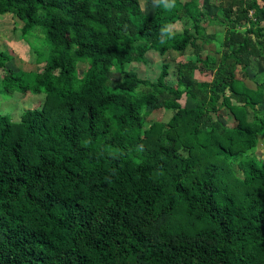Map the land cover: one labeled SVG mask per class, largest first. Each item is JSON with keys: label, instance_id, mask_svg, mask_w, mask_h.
<instances>
[{"label": "trees", "instance_id": "1", "mask_svg": "<svg viewBox=\"0 0 264 264\" xmlns=\"http://www.w3.org/2000/svg\"><path fill=\"white\" fill-rule=\"evenodd\" d=\"M195 1L154 0L147 15L138 0H0L43 64L13 73L0 53L1 97L43 94L16 122L0 115V264H264V164L248 155L264 136V82L243 81L264 64V5L220 6L217 42ZM196 41L219 50L201 58ZM186 49L153 81L126 70ZM157 109L169 119L146 122Z\"/></svg>", "mask_w": 264, "mask_h": 264}, {"label": "rangeland", "instance_id": "2", "mask_svg": "<svg viewBox=\"0 0 264 264\" xmlns=\"http://www.w3.org/2000/svg\"><path fill=\"white\" fill-rule=\"evenodd\" d=\"M94 1V0H92ZM225 1V5L227 4L228 1L226 0H219L218 3ZM139 2V6L142 10V12L144 14L148 13L147 9H150L151 6L154 3V0H138ZM205 0H203L202 2L199 3L200 6H198L199 9H206L204 7L205 5ZM208 4V3H207ZM211 4V3H210ZM209 6V4H208ZM209 17L210 19L207 20H203L202 21V26L204 27L206 33L208 34H213L215 37V41H221V38L223 36L224 33V24H218L219 23V18L216 17L215 19V13L217 11L216 7L213 6H209ZM20 23L14 18L12 17L10 14H5L3 16H0V39H2V35L9 39V38H17L19 35V32L17 29H19ZM187 27H190L189 25H186ZM260 26H264V22L261 21L260 22ZM183 25L180 22H176L174 24H172L169 29L175 32H179L182 29ZM37 38H32L30 39V41H32L33 45L42 53L47 52V44L43 39L42 35L39 34H35ZM23 42V41H22ZM24 43V42H23ZM214 43V44H213ZM204 46V45H203ZM219 50L217 43L216 42H212L209 45H205L204 46V53H201L200 55H204L205 53H214L215 51ZM15 50H12V54L10 53V60H9V65L10 67H12L13 69L16 70H27V68H29L28 66L22 67L21 64L19 62H17V55L15 53ZM28 52V58L27 61L32 63L35 60V54H33L32 52H30L29 49H27ZM185 55H189L191 54V50L190 49H186L184 52ZM183 54V55H184ZM12 59V60H11ZM180 60V56H178L177 54H175L174 52H169L167 56H164L161 58V60L163 61V63H173L176 60ZM159 63H160V59L156 58L153 55H149L148 56V63L145 64H137L135 66L136 69V73L139 74L141 77L146 78V80L149 81V79H154L158 73L159 70ZM173 64H170L171 66ZM132 65V64H131ZM6 67V66H5ZM85 69V65L78 63L76 65V73L77 75H80L81 72ZM31 70V69H30ZM171 71V70H170ZM112 71H110L111 73ZM108 74V83L110 86H112L114 84V82L117 80L116 76L111 74ZM246 74V78H248L249 80L252 79L251 82H255V83H262L264 82V64L259 61V60H253L251 61V64L249 65V67L247 68V70L245 71ZM0 76H2V72L0 70ZM251 78H250V77ZM194 77H198L196 74L194 75ZM204 79H209L210 77L207 76V74H205ZM236 77L239 78H243V76L240 73L236 72ZM201 79V77L199 78ZM169 82H171V79L169 80ZM247 83H249L247 81ZM254 84V83H253ZM252 86V84L250 85ZM14 95V94H13ZM11 96L9 98H4L0 96V115H8L10 120L13 122L18 121L19 116L21 114L22 111L24 110H31V109H35L38 108L40 106V103L43 100V94H26L25 96L22 94L20 95L18 93V95L15 96ZM181 105H183V99H181ZM164 111V110H163ZM155 112H153L154 114ZM170 115V112H169ZM168 118V113H162L160 110L156 111L155 116L153 118L147 117V119H151L154 121H164ZM150 121V120H148ZM248 155H252L256 161L260 162V164H264V138L262 140H259L257 143V146L255 147V149L253 150V152L249 153Z\"/></svg>", "mask_w": 264, "mask_h": 264}, {"label": "crops", "instance_id": "3", "mask_svg": "<svg viewBox=\"0 0 264 264\" xmlns=\"http://www.w3.org/2000/svg\"><path fill=\"white\" fill-rule=\"evenodd\" d=\"M181 1H183V0H181ZM203 0H196L195 1V5L198 7V6H200L199 5V3L200 2H202ZM226 1H229V0H226ZM205 5H204V7L206 8V9H200L201 11H204L205 13H209L210 11H209V6H211V7H213V6H215L216 7V9L218 10V8L220 7V6H225V1H223V2H220V3H218L219 2V0H205ZM209 4V6H208V4ZM211 3V4H210ZM259 5H264V2H262V1H260L259 0ZM148 11V13H146L147 15L148 14H150L151 13V8L150 9H147ZM209 15V14H208ZM0 16H3V15H0ZM210 16V15H209ZM206 32V31H205ZM2 37V39H0V53H2L3 55H5L6 57H8V59L10 60V58H11V56H10V53L12 52V50H15L16 49V51H15V53H16V55H17V57H16V59H17V62H19L20 64H21V66L22 67H24V65L25 66H28L29 68H27V70H16V69H13L12 67H10V63H9V60L5 63V68H7V69H9L10 71H12L13 73H18V72H21V71H23V72H29V71H31V72H40L41 71V69L43 68V64L42 63H40V64H35L34 63V61L32 62V63H30V62H28L27 61V58H28V52H27V49H28V47L20 40V38H19V35H18V37L17 38H14V39H12V38H9V39H7V38H5L3 35L1 36ZM196 44H198L199 45V47H200V50H201V52H200V54L201 53H204V46H200V43H199V41H196L195 42ZM214 44V43H213ZM169 52H174L175 54H177L178 56H180V60H176L175 62H174V64L175 63H183V62H185V61H187V60H189V59H191L193 56H191V54H189V55H185L184 54V52L183 53H181V54H179V53H177V52H175V51H167L163 56H159L158 54H156L155 52H152V51H148V52H146L145 53V55H144V57H145V59H146V63H148V56L149 55H153V56H155L156 58H158V59H160V63H159V66H160V64L161 63H163V61L161 60V58L162 57H164V56H167L168 55V53ZM12 54V53H11ZM184 54V55H183ZM205 54H208V52L207 53H205ZM204 54V55H205ZM203 55V56H204ZM203 56L202 55H200V57L201 58H203ZM217 59L220 57L219 55H216L215 56ZM12 60V59H11ZM132 64V65H131ZM131 64H128L127 66H126V70L127 71H129V72H131V73H134L137 77H139V78H142V79H146V78H143V77H141L139 74H137L136 73V70H134V69H136L135 68V66L137 65V64H141V63H131ZM169 64H173V63H169ZM31 69V70H30ZM171 70H173V68H171ZM159 71V70H158ZM113 75H115L116 76V79L118 80V75L116 74V73H114L113 71L111 72ZM110 73V74H111ZM158 74V73H157ZM197 75L198 77H194V75ZM157 76V75H156ZM205 73H204V75L203 74H200V73H198V72H193V74H192V78L194 79V80H196V81H198V82H208L209 80H210V78L207 80V79H204L205 77ZM208 76V75H207ZM1 77L2 76H0V79H1ZM201 77V79H199ZM210 77V76H209ZM250 77V76H249ZM156 78V77H155ZM154 78V79H155ZM251 78V77H250ZM154 79H149V81H153ZM171 79V82H169V80ZM243 81L246 83V85H248L249 87H251V88H253V84H252V82L248 79V78H244L243 79ZM247 81L249 82V83H247ZM166 83L168 84V85H174V83H175V81H174V78L172 77V75H168V77L166 78ZM252 84V86H250ZM26 94H28V93H26ZM26 94H23L24 96L26 95ZM15 95H18L17 93H14V95L13 96H15ZM22 95V96H23ZM36 95V94H35ZM181 99H183V105H181ZM179 104L181 105V106H185V107H192V101H190L189 99H187L186 97H184V96H182L180 99H179ZM158 110H160L162 113H165V114H167L168 113V118L166 119V120H164V121H160V122H165V121H167L168 119H169V117H170V115H171V112L170 111H163L162 109H157V110H154V111H152L147 117H149L150 116V118H153L154 116H155V113H156V111H158ZM153 112H155L154 114H153ZM169 112H170V115H169ZM147 117H146V119H145V121L147 122L148 120H150L151 121V119H147ZM218 120L223 124V125H225V126H227V127H231V126H233L234 124H235V122L233 121V119H232V117L226 112V110H222L221 109V111L219 112V117H218ZM152 121H154V120H152ZM159 122V121H158ZM264 138V136H262V137H259L258 138V141L259 140H262Z\"/></svg>", "mask_w": 264, "mask_h": 264}, {"label": "built area", "instance_id": "4", "mask_svg": "<svg viewBox=\"0 0 264 264\" xmlns=\"http://www.w3.org/2000/svg\"><path fill=\"white\" fill-rule=\"evenodd\" d=\"M257 3H259V1L257 0Z\"/></svg>", "mask_w": 264, "mask_h": 264}]
</instances>
